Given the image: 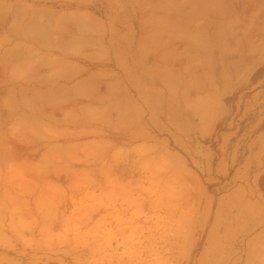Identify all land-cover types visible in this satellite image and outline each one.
<instances>
[{"label":"rangeland","instance_id":"1","mask_svg":"<svg viewBox=\"0 0 264 264\" xmlns=\"http://www.w3.org/2000/svg\"><path fill=\"white\" fill-rule=\"evenodd\" d=\"M0 19V264H264V0Z\"/></svg>","mask_w":264,"mask_h":264},{"label":"bare ground","instance_id":"2","mask_svg":"<svg viewBox=\"0 0 264 264\" xmlns=\"http://www.w3.org/2000/svg\"><path fill=\"white\" fill-rule=\"evenodd\" d=\"M125 1H126V3L129 2V0H125ZM155 3H156V2H155ZM153 5H154V4H153ZM156 5H157V3H156ZM156 5H155V6H156ZM7 6H8V4H7ZM7 6H6V7H7ZM10 7H11V6H10ZM10 7H7V9L5 10V11H6V14L3 16V17H5V18H7V19H5V21H6V22L8 21L7 23H5V24H7V25H6V26H7V30H8L9 28H12V27H13V19H14L13 16H16V15L18 16V14L13 15V11H12L13 7H12V8H10ZM23 8H24V7H23ZM21 9H22V8H21ZM16 10H18V9H16ZM24 10H26V9L24 8L23 11H24ZM18 12H19V10H18ZM43 12H44V11H43ZM15 13H16V12H15ZM11 14H12V15H11ZM23 14H24V12H23ZM34 15H35V14H34ZM24 16H25V14H24ZM3 17H2V18H3ZM12 17H13V18H12ZM18 17H19V16H18ZM19 19H20V17H19ZM19 19H16V20L19 21ZM0 20H1V19H0ZM2 21H3V19H2ZM18 21H17V23H18ZM24 22H25V21H24ZM1 23H2V22H1ZM21 27H22V26H21ZM153 28H154V27H153ZM13 29H14V28H13ZM19 29H20V27H19ZM10 30H12V29H10ZM8 32H9V31H8ZM10 32H11V31H10ZM10 34H11V33H10ZM149 38L151 39V36H150ZM33 39H34V38H33ZM6 40H7V39H6ZM6 40H4V41H6ZM147 40H148V39H147ZM4 41H3V42H4ZM11 41H12V40L7 41V42H11ZM109 47H110V46H109ZM6 49H7V48H6ZM6 49H5V55H4V52H3V55H4V58H7L8 63H4V62H7V60L4 61V62H2V63H4L3 65L6 64L5 66H7V68H8V65H9V64H10V65L12 64V63H11V62H12V61H11V58H15V57H17L18 54H16V56L13 57V56L11 55V54H13V53H11V52H12V50H13L14 48H13V49H10V47H9L7 50H6ZM24 49H25V48H24ZM28 50H29V49H28ZM29 51H30V50H29ZM29 51H28V52H29ZM28 52H27V53H28ZM20 53H21V52H20ZM22 54H24L23 51H22V53H21V57H22ZM11 56H12V57H11ZM19 56H20V55H19ZM19 56H18V59H20ZM1 59H2V58H1ZM15 59H16V58H15ZM15 59H14V60H15ZM18 59H17V61H18ZM3 60H5V59H3ZM159 63H160V61H159ZM161 63H162V60H161ZM7 64H8V65H7ZM162 64H163V63H162ZM162 64H160V65H162ZM10 65H9V66H10ZM157 65H158V67H156V69H157V68H160V67H159V64H157ZM164 65H165V64H164ZM165 67H166V66H162V68H163L164 70H165ZM7 68H5V69H7ZM12 68H13V67H12ZM147 68H148V67H147ZM162 68H160V70L158 71V73H161V74L164 73V72H162ZM153 70H155V68H153ZM164 70H163V71H164ZM5 71H6V72H9L8 70H5ZM161 74H160V75H161ZM6 75H7V74H6ZM9 75H11V74L9 73ZM160 75H159V76H160ZM164 76H165V75H164ZM164 76H163V77H164ZM7 77H8V75H7ZM9 77H10V76H9ZM157 77H158V76H157ZM163 77H161V78H163ZM8 79H9V78H8ZM159 79H160V78H159ZM11 81H16V80H11ZM82 81H83V80H82ZM37 82H38V81H37ZM40 85H41V84H40ZM56 87H59V86H56ZM32 88H33V87H32ZM37 88H38V87H37ZM60 88H61V87H60ZM60 88H59V89H60ZM35 89H36V88H35ZM49 89H50V88H49ZM49 89H48V91H50ZM59 89H58V90H59ZM51 90H53V89H51ZM55 90L58 91L57 89H55ZM55 90H54V91H55ZM40 91H41V90H40ZM54 91H52V92H54ZM44 92H45V91H44ZM52 92H50V93H52ZM37 93H39V92H36V95H37ZM41 94H42V95H41ZM43 94H44V93L40 92V96H39V97H41V96H45L46 92H45L44 95H43ZM47 94H49V92H47ZM25 105H26V104H25ZM32 105H33V104H32ZM32 105H31V107H32ZM28 106H29V105H28ZM23 107H24V106H23ZM37 107H39V106H37ZM40 107H41V106H40ZM29 108H30V106H29ZM41 108H42V107H41ZM32 109H33V108H31V110H32ZM34 109H35V108H34ZM34 109H33L32 111H34ZM36 111H37V110H36ZM34 112H35V111H34ZM36 113H37V112H36ZM43 113H44V112H43ZM47 114H48V113H47Z\"/></svg>","mask_w":264,"mask_h":264}]
</instances>
